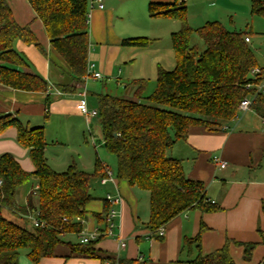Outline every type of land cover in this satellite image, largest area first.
<instances>
[{"label":"trees","instance_id":"obj_1","mask_svg":"<svg viewBox=\"0 0 264 264\" xmlns=\"http://www.w3.org/2000/svg\"><path fill=\"white\" fill-rule=\"evenodd\" d=\"M43 22L54 50L67 63L71 78L84 84L87 76L89 52V3L87 0H27ZM152 17H165L181 23V29L172 35L176 67L167 71L158 68L155 91L145 97L148 84L144 80L131 82L136 86L137 100L99 94L96 95L98 119L103 133V146L117 159V179L130 187L150 194L148 229L156 233L174 218L190 209L201 213L219 210L207 202L205 186L189 179L182 161L169 156L178 142L186 141L192 128L203 127L217 132L239 116L243 100L254 95L248 90L250 83L264 80V69L258 66L255 54L246 42V34L228 31L220 22H209L193 30L188 23L184 3H151ZM253 15L264 18V1L253 0ZM197 34L205 45L199 53L191 45ZM36 45L37 38L29 26L21 27L15 21L7 0H0V84L18 91L44 93L49 85L40 76L10 68L3 64L26 67L27 62L15 50V43ZM148 38L125 40L124 46L148 49ZM260 68L256 79L251 73ZM63 92H76V87L65 85ZM146 101V102H145ZM252 110L264 121V93L256 96ZM9 128L17 131L18 143L28 150L34 165L26 172L11 154L0 157V264H20L23 250L32 264L59 256L63 258L99 259L98 241L81 244L79 236L84 230L77 218L85 220L88 206L94 201L91 194L92 178H104L106 168L97 162L94 175H89L75 164L65 172H55L45 157L47 141L43 128L29 130L12 115L0 116V135ZM37 180L38 190L31 192L28 205L17 203L18 190ZM37 197V206L33 198ZM103 211L93 214L99 225L105 226V216L112 205L104 200ZM39 213V220L47 224L33 231L8 220L4 213ZM67 220V222H65ZM205 225L194 238L184 240L183 250L188 252L185 264H236L230 254V243L222 249L204 256L201 252ZM75 236L78 241L67 240ZM158 240L162 237L156 235ZM235 245L244 248V258L251 259L255 244ZM197 250V255H194ZM117 264H145L138 260L121 259ZM264 264V261L261 263Z\"/></svg>","mask_w":264,"mask_h":264},{"label":"crops","instance_id":"obj_2","mask_svg":"<svg viewBox=\"0 0 264 264\" xmlns=\"http://www.w3.org/2000/svg\"><path fill=\"white\" fill-rule=\"evenodd\" d=\"M7 1L17 24L30 27L38 46L16 42L15 50L26 59L27 66L3 65L36 74L48 83L49 88L47 92L34 93L14 90L0 84V116L12 115L29 130L43 128L47 141L45 157L49 166L57 172L54 165L62 163L67 170L76 163L72 152L65 149L66 139L75 137L86 126L91 131L93 122L92 119L88 125L79 110L78 94L84 84H77L71 78L67 63L54 50L43 22L30 3L27 0ZM87 1V71L91 67L92 72L100 73L103 77L102 80L85 83L87 88L95 86L98 90L97 84L106 78L112 85L123 87L128 91L125 92L127 95L136 98L137 87L129 85L131 82L144 80L148 84L154 79L156 83L159 67L170 69L167 71L176 67L172 35L181 29V23L162 16L152 17L149 6L151 3L174 4L178 1L184 3L188 11V5L193 0H103L104 9L96 4L92 5V0ZM189 18L188 14V21ZM164 34L169 35L171 40L165 46L166 57L155 56L144 61V67L136 72L133 66L137 56L150 52L151 48L127 47L123 42L134 38L159 40ZM246 37L250 40V46L252 38L247 34ZM153 73L156 78H153ZM65 85L75 86L76 92H63L62 86ZM108 85L109 83L103 85L99 91L104 92V87ZM130 88L132 90H128ZM88 102L90 108L95 109L96 106H92L90 102V93ZM4 154L14 156L26 172L34 171L29 152L18 143L14 128H9L0 135V157ZM169 155L182 161L189 179L204 184L207 202L217 206V212L201 213L198 209H190L168 223L165 226V236L158 240L147 227L150 194L147 192L144 195L142 190L115 178L116 185L109 184L115 189V196L119 194L123 198L121 205L114 206L119 212L115 232L126 240L127 247L120 249L113 238H104L97 243L96 250L101 257H112L116 263L99 259H65L63 257L68 256V252L61 249L57 258L44 260L41 264H117L121 259L138 260L145 264H185L189 260V254L183 250L184 240L197 236L201 225L207 228L202 235L200 249L204 256L230 243V254L236 264H261L264 261V121L253 110H249L239 112L235 121L217 132H208L203 127L192 128L188 139L175 144ZM222 163L226 164L225 168L221 167ZM103 166L109 169L108 166ZM30 186L21 193L20 200L17 199L21 207L28 205L30 193L38 187L37 180L34 179ZM104 200L106 198L97 207H88L89 217L83 224L84 233H90L99 226L93 214L102 213ZM33 203L37 206L36 196ZM8 216L13 222L25 227L23 225L27 221L22 213H8ZM234 242L257 245L249 261L244 258V248ZM23 252L20 261L27 257L28 252ZM197 253L194 250V255Z\"/></svg>","mask_w":264,"mask_h":264},{"label":"rangeland","instance_id":"obj_3","mask_svg":"<svg viewBox=\"0 0 264 264\" xmlns=\"http://www.w3.org/2000/svg\"><path fill=\"white\" fill-rule=\"evenodd\" d=\"M252 5L253 0H193L188 5V14L190 15V20L188 21V23H190L189 26L193 30H198L204 27L207 23L214 20L216 22H221V24L228 31L237 30L238 32L249 35L250 38H252V44H250V48L255 54L258 66L264 67V18L253 15ZM201 18L204 20H201ZM161 36L162 37H160L159 40H150L152 43L150 46V52H144L137 56V61L134 63L133 66L136 72L140 71V67L143 66L144 61L152 59L155 56H160L162 58L166 57L167 51L165 46H168V44L171 43V40L169 35L167 36V34ZM191 45L193 47H196L199 53H202L206 48L204 43L200 40L196 33L193 34L191 37ZM166 70L170 69L166 68ZM153 75V78H156V74L153 73ZM108 83L109 85L107 87H104L105 89H103L104 92L99 91V89H101L100 87H103V85L105 86ZM148 84V89H146L144 94L145 97L150 96L156 88V83L154 79H152V81H149ZM96 87L98 88V90L95 88V86H90L89 88H87L88 92L90 93L91 105L96 106L95 110H97L96 95L99 94H110L136 101V98L133 95H127V93H125L128 91H126L123 87H117L116 85H112L111 82H109L106 78H104L103 82L97 84ZM131 88L128 90H132ZM91 133L93 135H91ZM65 143V149L67 151L72 152L71 154L73 156V159L75 160V165L79 169H81L82 167L84 168L83 170L86 173H88L89 175H94L96 164L97 162H100L108 166L111 172L113 173V177L117 178V159L114 155L108 153L102 144L103 133L98 118L93 119L91 131L89 127L86 126V128L82 129V132L76 134L75 137L67 138ZM54 166L55 169L58 170L57 172H63L66 170V167L63 168L62 163H59L58 166L55 164ZM101 179L102 178H92L91 180V194L94 198V201L88 206L89 208L90 206H99L101 200L105 199L108 194L111 196L116 195V191L111 184H109L108 186H102L100 184ZM30 185L21 187L18 190L17 199L20 200L21 193L29 189L31 187ZM142 192L144 195H147V192ZM143 204L145 205L144 200ZM143 208L145 209V206H143ZM4 216L8 220H11V218L8 216V213H4ZM23 226H25L30 231H33L34 229L33 226L28 222ZM66 239L76 242L78 238L72 236L67 237ZM23 251L21 252L20 259L22 258V254L24 253ZM20 262H22L21 264H32L26 256L23 261Z\"/></svg>","mask_w":264,"mask_h":264},{"label":"built area","instance_id":"obj_4","mask_svg":"<svg viewBox=\"0 0 264 264\" xmlns=\"http://www.w3.org/2000/svg\"><path fill=\"white\" fill-rule=\"evenodd\" d=\"M91 4L92 5L96 4L100 9H104L103 0H92ZM246 42L249 43L250 40L246 38ZM91 70H92L91 67H89L87 71V76L84 81V85L82 86L81 91L78 94L80 98L79 110L81 115L87 120L88 125L90 124V121L92 119L98 118V111L95 109H91L89 106V102H88L89 92L85 83H87L88 81H99L102 80L103 78L100 73H95L92 72ZM260 72H261L260 68H256L252 71L251 75L253 78L256 79V75L260 74ZM246 88L248 90L253 89L254 95L246 98L241 102L239 106V112H246L252 110L251 107L254 98L259 94L264 93V80L258 84L250 83L246 86ZM221 167L225 168L226 164L222 163ZM109 183L116 185L115 178L113 177V173L111 172L110 169L107 168L106 176L101 179V184L107 185ZM37 190L38 187H36L33 190V192H36ZM106 200L112 205L113 208H111L110 211L105 216V224H104L105 226L99 225L90 233L82 232L81 235L79 236V241L81 244H88L90 242L98 241L102 238H113L116 241V243L119 245L120 249H125L127 247L126 240L121 238V236L115 232L117 228L116 220L119 217V212H117V210L114 208V206L121 205L123 203V198L119 194H117V196L107 195ZM25 219L28 223H30L33 226V228L47 227V224L39 220V213L37 211L30 212L25 217ZM65 222H67V220H65ZM76 222L84 224L85 220L77 218ZM153 235H158L159 237L163 238L165 236V227L160 228Z\"/></svg>","mask_w":264,"mask_h":264}]
</instances>
